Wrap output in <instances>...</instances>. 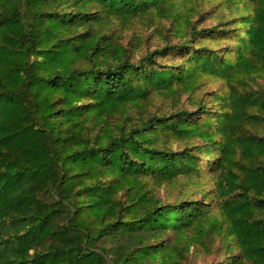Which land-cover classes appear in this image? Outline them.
<instances>
[{
  "label": "trees",
  "instance_id": "obj_1",
  "mask_svg": "<svg viewBox=\"0 0 264 264\" xmlns=\"http://www.w3.org/2000/svg\"><path fill=\"white\" fill-rule=\"evenodd\" d=\"M245 1L227 28L193 19L207 0H0V264H186L225 226L233 262L263 264L264 134L248 126L264 124V80L222 95L230 113L194 98L205 76L264 68V0ZM146 16L179 39L162 30L136 57L116 22ZM205 153L216 194L164 201Z\"/></svg>",
  "mask_w": 264,
  "mask_h": 264
},
{
  "label": "rangeland",
  "instance_id": "obj_2",
  "mask_svg": "<svg viewBox=\"0 0 264 264\" xmlns=\"http://www.w3.org/2000/svg\"><path fill=\"white\" fill-rule=\"evenodd\" d=\"M197 11L192 13L193 19H198L200 15L201 26H209L216 23L223 22L225 27H238L240 24L241 17L253 14L255 5L254 3L247 2L245 0H207V2L194 4ZM181 18V17H180ZM117 33L121 35L120 39L124 44L131 47V51L135 56H139L147 49L155 47L157 44H161L163 41V35L160 31H165L171 35L168 31L171 22L168 18L155 16L151 19L149 16L141 18H132L129 23L123 24L119 19L116 22ZM128 24V26H124ZM180 24L179 22L176 23ZM185 28V25H184ZM244 28H240L237 33L244 35ZM170 39L177 41V36H170ZM235 42L230 39H223L219 42L207 39L206 44H218L219 46L225 44H232ZM256 76L257 79H252ZM244 77L243 82H238L239 79ZM241 78L234 79L232 82L227 81L223 77L214 75L205 76L203 78V85L199 89L194 98H202L206 102L210 110L216 114L221 113L220 111L225 108L227 112H231V108H227L219 98L222 95L228 94L233 85H237L239 88L245 89L247 85L257 87L264 80V68L259 65V71L250 75H243ZM159 104L163 103L161 99L157 101ZM181 107L189 109L191 111L197 109V106L192 104L191 100L188 99V94H185L181 100ZM170 107L168 103V108ZM213 123L217 126L218 120L213 117ZM252 131H258L264 134V124L257 126H248ZM224 134L220 132L217 136L218 141L224 139ZM175 143L174 147H177ZM205 153L201 156L200 160V175L190 176L189 174H181L179 179L174 185L167 188L162 187L160 189V196L164 201H174L179 195L185 194L191 197L200 198L204 192H210L216 194V180L218 179L219 173L214 172L210 169V164L216 160L218 155L208 156ZM207 157V159H206ZM203 158V159H202ZM241 158L239 155L237 159ZM224 180V179H223ZM219 181V180H218ZM224 182V181H223ZM206 235L201 237V240L194 242L187 254L185 259L186 264H237L233 262V258H240V247L236 236L233 233H229L226 226L224 227L223 233H214L211 237L203 240ZM264 264V261H262Z\"/></svg>",
  "mask_w": 264,
  "mask_h": 264
}]
</instances>
